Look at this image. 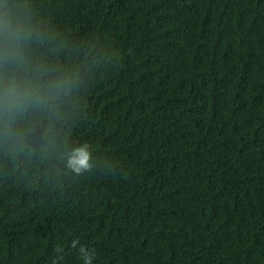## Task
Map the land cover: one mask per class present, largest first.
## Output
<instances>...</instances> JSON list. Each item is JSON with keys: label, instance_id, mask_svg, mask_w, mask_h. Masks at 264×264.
<instances>
[{"label": "trees", "instance_id": "obj_1", "mask_svg": "<svg viewBox=\"0 0 264 264\" xmlns=\"http://www.w3.org/2000/svg\"><path fill=\"white\" fill-rule=\"evenodd\" d=\"M9 2L76 84L0 147V264H264V0Z\"/></svg>", "mask_w": 264, "mask_h": 264}, {"label": "clouds", "instance_id": "obj_2", "mask_svg": "<svg viewBox=\"0 0 264 264\" xmlns=\"http://www.w3.org/2000/svg\"><path fill=\"white\" fill-rule=\"evenodd\" d=\"M43 42L42 35L28 14L13 10L9 0H0V147L16 155H31L28 143L32 126L30 116L54 114L61 97H66L76 84L70 69L50 67L31 55L34 45ZM92 151L87 143L65 151L64 167L75 175L93 168ZM78 239L71 248L76 249ZM52 264L64 259V247L57 248ZM83 264H93L94 249L79 247Z\"/></svg>", "mask_w": 264, "mask_h": 264}]
</instances>
